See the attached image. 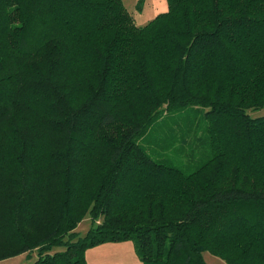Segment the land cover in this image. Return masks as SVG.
Listing matches in <instances>:
<instances>
[{"label":"trees","instance_id":"16d2710c","mask_svg":"<svg viewBox=\"0 0 264 264\" xmlns=\"http://www.w3.org/2000/svg\"><path fill=\"white\" fill-rule=\"evenodd\" d=\"M167 2L0 0V262L264 264V0ZM164 110L204 115L192 173L141 144Z\"/></svg>","mask_w":264,"mask_h":264},{"label":"rangeland","instance_id":"374dc122","mask_svg":"<svg viewBox=\"0 0 264 264\" xmlns=\"http://www.w3.org/2000/svg\"><path fill=\"white\" fill-rule=\"evenodd\" d=\"M125 7L133 16L137 26H145L157 15L168 10L167 0H123ZM140 5V7L138 6ZM248 114L253 118L264 116V108L250 110ZM203 114L170 113L164 110L157 122L153 125L148 139L142 142L147 152L158 161L173 165L186 173H192L196 169L197 161L200 158L198 138L195 130L198 125L204 124ZM199 130V129H198ZM193 156V160H192ZM90 217L87 215L79 224L76 232L81 237L85 236L90 229ZM103 245L90 249L86 253L88 264H142L136 255L134 242L118 243L115 245ZM114 246V247H110ZM20 255L15 258L1 261L0 264H32L37 258V252L30 255ZM207 264H226L218 257L210 253L204 254Z\"/></svg>","mask_w":264,"mask_h":264},{"label":"crops","instance_id":"0c3cea01","mask_svg":"<svg viewBox=\"0 0 264 264\" xmlns=\"http://www.w3.org/2000/svg\"><path fill=\"white\" fill-rule=\"evenodd\" d=\"M107 245H115V244H105L102 247L107 246ZM110 247H114V246H110ZM105 264H109V263H107V260H106Z\"/></svg>","mask_w":264,"mask_h":264}]
</instances>
